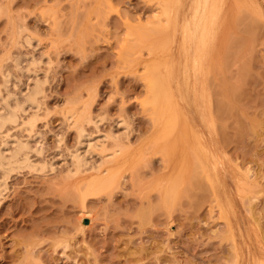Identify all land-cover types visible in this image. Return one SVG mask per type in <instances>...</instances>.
I'll return each mask as SVG.
<instances>
[{
	"label": "rangeland",
	"instance_id": "obj_1",
	"mask_svg": "<svg viewBox=\"0 0 264 264\" xmlns=\"http://www.w3.org/2000/svg\"><path fill=\"white\" fill-rule=\"evenodd\" d=\"M214 6L0 0V264H264V0Z\"/></svg>",
	"mask_w": 264,
	"mask_h": 264
},
{
	"label": "bare ground",
	"instance_id": "obj_2",
	"mask_svg": "<svg viewBox=\"0 0 264 264\" xmlns=\"http://www.w3.org/2000/svg\"><path fill=\"white\" fill-rule=\"evenodd\" d=\"M168 2V1H167ZM214 2V1H213ZM165 4V3H164ZM167 4V3H166ZM215 6H216V0H215ZM214 6V7H215ZM209 8V7H208ZM165 9V8H164ZM214 9V8H213ZM170 10H171V7H170ZM169 10V11H170ZM214 11V10H213ZM166 12H167V10H166ZM169 13V12H168ZM201 12L200 11H198L197 12V14H200ZM211 14H212V9H209L208 10V15L207 16H211ZM167 15V14H166ZM164 16H165V14H164ZM170 17H171V15H170ZM197 17H200V16H197ZM155 79V78H154ZM156 79H158V78H156ZM157 81H159V80H157ZM156 82V81H155ZM160 82V81H159ZM157 84V83H156ZM155 90V89H154ZM154 92H156V91H154ZM42 93V90L39 88V87H36L35 89H34V91H33V93H31L30 94V96H29V98L26 100V104H28V105H31V106H36V105H38L37 104V96L39 95V94H41ZM229 96V95H228ZM235 99V98H234ZM24 100V99H23ZM27 106V105H26ZM26 109H25V104L24 105H17V107L15 108V109H13L12 111H10L9 112V114L7 115V116H5L4 118H2L1 120H0V129L1 128H3L5 125H7V123H17V122H19V120L22 118V113L23 112H26L25 111ZM34 111V110H33ZM23 121V120H22ZM21 122V121H20ZM25 124H27L29 127L32 125V122H29V123H27V122H24V125ZM26 126V125H25ZM5 128V127H4ZM29 131V130H28ZM84 132V131H83ZM81 138H82V135H83V133H82V131H81ZM85 134V133H84ZM84 136V135H83ZM85 137H86V135H85ZM81 142V141H80ZM82 143V142H81ZM90 143V142H89ZM27 146L28 145H21V146H19V147H17V149L15 150V153H14V155H13V157L11 156V158L10 159H8L9 160V165H10V167H11V170L12 169H14V168H21L23 165H25V164H27V162H28V158L26 159V158H23V156L25 155V151L27 150ZM152 146H153V143H152ZM15 147V146H14ZM153 147H155V146H153ZM152 147V148H153ZM117 150V149H116ZM125 150H127V149H125ZM122 152V151H121ZM89 153V152H88ZM118 153V152H117ZM2 154V153H1ZM25 157V156H24ZM81 157H80V155H78L77 157H76V159H77V161H79V160H81L80 159ZM194 158H195V156H194ZM5 159H6V157H4V156H0V162H1V165H3L4 163H6V162H4L5 161ZM8 160H7V164H8ZM82 161H84V159L82 160ZM81 161V162H82ZM80 162V161H79ZM80 162V163H81ZM77 163V162H76ZM79 163V164H80ZM84 164V163H83ZM15 165H17L16 167H15ZM78 165V164H77ZM106 165V164H105ZM84 166V165H83ZM198 166V165H197ZM215 166H216V164H215ZM3 167V166H2ZM81 167V165H78V168H80ZM196 167V166H195ZM198 168V167H197ZM195 170V169H194ZM119 171V170H118ZM98 172V171H97ZM117 172V171H116ZM120 172V171H119ZM8 173V172H7ZM104 173V172H103ZM106 173H108V172H106ZM110 173V172H109ZM115 173V172H114ZM193 173V172H192ZM98 174V173H97ZM111 174L113 175V173H110V175L108 176L107 174V176H104V178L103 179H101V178H99V177H97V178H95V179H92V180H90L89 182H87V184H83L84 186V188H85V190L84 189H82L84 192H83V196L86 198V196H89V195H94V194H96L97 195V193L98 194H100V193H102L101 192V190L103 191V189L104 190H107V188L108 189H110V188H113L114 187V185H116V183L115 182H117V184H119L118 183V180L116 179L117 178V176L115 175V177L114 178H109L110 176H111ZM5 176V175H4ZM197 176H199L198 174H197ZM106 177H107V179H106ZM200 177V176H199ZM116 179V180H115ZM113 180H115V182L113 181ZM171 181V180H170ZM169 181V182H170ZM174 181V180H173ZM176 181V180H175ZM176 182H174V184H175ZM170 184H171V182L169 183V187L167 188V189H169L168 190V192L167 191H165L166 193H169L170 192V194H172V196L171 195H169V196H171L172 198H170L167 194V196L165 197V192H164V201H163V203H164V206H168L169 205V203L171 202V201H173L172 199H173V197H175L174 196V194L176 193L175 191H174V187H172L173 186V184H171V186H170ZM201 185V184H200ZM111 186V187H110ZM118 185H116V187H117ZM164 186V185H163ZM107 187V188H106ZM110 187V188H109ZM80 188V187H79ZM106 188V189H105ZM173 189V191H171L172 189ZM177 190V189H176ZM80 191H81V189H80ZM80 193H82V192H80ZM87 193V194H86ZM207 193V192H206ZM86 195V196H85ZM83 197V198H84ZM167 197H169V198H167ZM162 199V200H163ZM175 199H176V197H175ZM168 202H167V201ZM169 200H170V202H169ZM167 202V203H166ZM175 202V201H174ZM165 203H166V205H165ZM199 203V202H198ZM173 204V203H172ZM82 205H83V203H82ZM148 213V212H147ZM231 239V238H230Z\"/></svg>",
	"mask_w": 264,
	"mask_h": 264
}]
</instances>
